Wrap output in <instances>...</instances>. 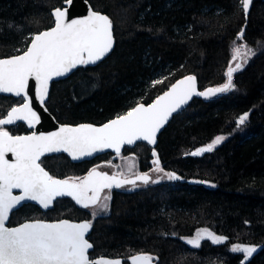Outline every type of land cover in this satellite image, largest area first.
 <instances>
[{
	"label": "trees",
	"instance_id": "trees-1",
	"mask_svg": "<svg viewBox=\"0 0 264 264\" xmlns=\"http://www.w3.org/2000/svg\"><path fill=\"white\" fill-rule=\"evenodd\" d=\"M64 1L0 0V58L23 52L32 34L50 28L51 10ZM86 1L109 17L115 44L99 63L51 84L45 105L62 124H102L148 104L187 75L196 77L199 90L223 85L233 48L242 43L241 29L255 55L233 74L236 90L193 98L155 147L124 148L122 155L133 157L137 170L159 165L180 179L114 190L107 211L95 210L94 219L67 197L46 211L27 203L12 211L7 226L37 219L91 221L90 258L119 257L124 264L139 253L156 258L155 264H264V1L252 0L247 19L239 0ZM156 80L162 82L153 85ZM22 101L0 95V119ZM244 113L248 119L237 128ZM0 128L12 135L29 132L21 123ZM221 135L226 139L212 152L191 155ZM112 156L73 163L58 154L40 161L50 175L64 179L78 178ZM200 228L227 240L189 247L182 239ZM237 244L256 251L245 261V254L230 250Z\"/></svg>",
	"mask_w": 264,
	"mask_h": 264
},
{
	"label": "snow or ice",
	"instance_id": "snow-or-ice-1",
	"mask_svg": "<svg viewBox=\"0 0 264 264\" xmlns=\"http://www.w3.org/2000/svg\"><path fill=\"white\" fill-rule=\"evenodd\" d=\"M66 2L71 3V0ZM239 3L247 19L252 0H239ZM52 15L55 17L54 27L32 34L30 44L23 54L0 59V93L23 96L25 101L19 107H13L6 119H0V125L25 121L31 126L34 120L39 121V116L30 107L26 91L30 78L35 80L36 97L43 104L49 80L66 75L78 65H95L113 48L112 22L108 16L90 10L84 18L66 23L67 9L57 8ZM237 40L242 43L234 46L233 61L241 55L242 48H247L243 43V29L238 33ZM254 55V50L247 48L244 53L247 58L243 64ZM243 64L236 63L233 67L230 63L225 72L226 82L220 87L209 88L203 92L197 91L195 76H186L152 104H138L126 114L101 127L88 124L77 127L62 126L58 132L47 136H13L9 131L0 128V264H121L120 260L90 258L89 250L93 249V244L85 237L92 227L91 221H36L14 228L5 226L9 213L21 205L22 201H34L48 209L57 197H71L77 205L88 209L97 206L100 193L104 189L121 188L125 184L136 187V180H120L115 175L98 172L96 168L82 179H56L41 166V156L45 153L64 152L73 160H79L104 149H112L119 155L122 145H134L136 141L155 144L157 132L193 96L208 98L217 93L236 90L233 74L242 70ZM161 82L162 80H156L153 85ZM248 115L244 113L237 119V128L245 124ZM225 139L222 135L217 136L191 155L212 152ZM9 152L13 154L14 162L5 158V154ZM153 155H156L154 150ZM166 175L169 179H180L173 173ZM77 179L80 180L79 183L75 182ZM137 180L145 185L149 183L147 174L137 175ZM13 189H20L22 194L13 195ZM109 199L110 194H106L104 200ZM100 208L107 211V203L100 205ZM96 215L93 211L92 216ZM201 239L222 244L227 237L201 229L196 238L188 240L187 243L199 248ZM230 250L234 253L243 252L246 256L255 251L253 247L239 244L233 245ZM154 259L156 258L143 253L131 257L132 264H153Z\"/></svg>",
	"mask_w": 264,
	"mask_h": 264
},
{
	"label": "water",
	"instance_id": "water-1",
	"mask_svg": "<svg viewBox=\"0 0 264 264\" xmlns=\"http://www.w3.org/2000/svg\"><path fill=\"white\" fill-rule=\"evenodd\" d=\"M263 1H264V0H263ZM57 8H60V9H62V10L67 9V18H66V21H65L66 23H67V22H70V21L73 20V19H82V18H84L85 16L88 15V13H89L90 10H91V11H94V10L91 8V6L87 3L86 0H71V3H67L66 0H65V1L63 2L62 6H61V7H57ZM57 8H54V9L51 10V16H52V18H53V25H52L50 28L45 29V30H43V31L50 30L52 27H54V24H55V17L52 15V12H53L55 9H57ZM95 12H96V11H95ZM98 13L103 14V13H101V12H98ZM103 15H105V14H103ZM106 16H107V15H106ZM41 32H42V31H41ZM39 33H40V32H39ZM112 33H113V31H112ZM36 34H38V33H36ZM29 44H30V42L28 43V45H29ZM113 47H114V38H113ZM112 49H113V48H112ZM111 51H112V50H111ZM21 54H23V52H21V53H19V54H17V55H21ZM13 56H16V55H13ZM13 56L3 57V58H0V59L11 58V57H13ZM102 60H103V59H102ZM102 60H101V61H102ZM99 62H100V61H98L97 63H99ZM81 66H85V65H78L75 69H73L71 72L67 73L66 75L61 76V77H53L51 80H49V81H48V84H47V95H46L45 98H44L43 104H41L40 100L37 99V97H36L35 80L30 78V79H29V86H28V89H27L26 91H27V94H28V97H29L30 107H32V109H33V110L37 113V115L39 116V118H40L39 121H35V120H34L33 123L31 124V126H29V124H28L27 122H25V121H16V122H14V123L11 124V125H0V126H14V125H16V124H18V123H21V124H23V125L29 130V132H28V133H23V134H15V135H13V136H31V135H33V134H35L36 136H40V135L47 136V135H49L50 133L58 132L62 126L77 127V126L82 125V124H88V125H92V126H94V127H101V126H103L104 124L110 122L111 120L116 119V118H117L118 116H120V115L115 116V117L109 119L108 121H106V122H104V123H102V124H99V125L92 124V123H79V124L72 125V124H64V123L62 124V123L57 122V121L55 120V118L49 113V111H48V109H47L45 103H46V101L48 100V95H49V92H50V89H51V84H52V82L59 81V80H63V79H65V78H67V77L70 76V75H71L76 69H78V68L81 67ZM88 66H89V65H88ZM185 77H186V76L177 79L176 81L173 82V84H176L178 81L183 80ZM173 84H172V85H173ZM172 85H170L166 90H164V91L161 92L159 95H157V96H156L151 102H149L148 104H143V103H139V104H143V105H145V106L152 104V103H153V102H154L159 96H162L165 92L169 91V90L171 89ZM220 86H222V85H219V86H217V87H220ZM217 87H208V88H206V89H204V90H199V89L197 88V85H196V89H197V91H201V92H203V91H205V90H207V89H209V88H217ZM219 94H222V93H217L216 95H219ZM0 95L6 96V97L11 96V97H14V98H22L23 101H22L21 103L15 105V106H13V107H19L22 103L25 102L24 99H23V96H21V97H17V96H15L14 94H11V93H0ZM193 98H205V97H203V96H193V97L188 101V103H187L186 105H184V106L182 107V109L179 110V112H181L182 110H184V109L189 105V103L193 100ZM137 105H138V104H136V105L133 106V107H136ZM13 107H11V108L7 111L6 115H5L4 117H2L1 119H6L8 113L11 111V109H12ZM133 107H132V108H133ZM132 108H131V109H132ZM131 109H130V110H131ZM128 111H129V110H128ZM128 111H127V112H128ZM127 112H125V113H123V114H121V115H124V114H126ZM179 112H178V113H179ZM178 113H173L172 116L169 117L167 123H165V125H164V126H163V127L157 132V134H156V142H155V144H148L147 141H136L134 145H122V146H121V152H120V154L123 152V150H124L125 147L132 148V147L135 146L137 143H145V144L149 145L150 147H155V145H156V143H157V138H158L159 134H160V133L163 131V129L168 125V123L171 121L172 117H173L174 115L178 114ZM9 134H10V133H9ZM10 135H12V134H10ZM193 152H194V151H193ZM105 153H112V154L118 155V154H117L114 150H112V149H104V150L101 151V152L94 153V154H93L92 156H90V157H83V158H81V159H79V160H73V159H72L67 153H64V152H59V153H45L43 156H41V158H42V157H45V156H50V155L64 154V155H66V156L70 159L71 162H73V163H78V162H81V161H84V160H91V159H93L94 157L99 156V155H102V154H105ZM191 153H192V152H191ZM5 158H6L7 160H9V162H14V159H15L14 156H13V154H12L11 152L6 153V154H5ZM41 158H40V159H41ZM155 161H156V160H155ZM38 162H40V161H38ZM46 171H47V170H46ZM54 178H55V177H54ZM56 179H60V178H56ZM64 179H68V178H64ZM61 180H63V179H61ZM120 180H124V179L121 178ZM125 180H135V179H131V178H129V179H125ZM75 182L79 183L80 180L77 179ZM190 182L193 183L194 181H190ZM199 183H200V181H199ZM12 193H13V195H21V194H22L20 189H13V190H12ZM60 198H63V197H57V198L52 202V204L50 205V207H49L48 209H51V208L53 207V203H54L57 199H60ZM67 198H69V199H70V200H71V201H72L77 207L82 208V207H80L79 205H77V204L75 203V201L72 200L71 197H67ZM98 202H99V201H98ZM27 203H31V204L36 205V206H37L40 210H42V211H46V210H48V209L43 208L42 206H40L38 203H36V202H34V201H27V202L22 201V202H21V205H18V206H17L15 209H13L12 211L18 209L19 207H21L22 205L27 204ZM12 211H11V212H12ZM11 212L9 213V217H10ZM9 217H8V220H9ZM8 220L6 221L5 226H6V227H12V228H14V227H19L21 224H24V223H31V222H36V221H43V220H26V221L21 222L20 224L15 225V226H7ZM61 220H68L70 223H82V222L87 221V220L73 221V220H70V219H60V220H54V221H43V222H46V223H56V222H59V221H61ZM90 231H91V229H90ZM90 231L87 233V235H86V237H85L86 239H87V236L89 235ZM90 243H91V242H90ZM91 250H92V249H90L89 252H90ZM253 252H254V251H253ZM253 252H252V253H253ZM139 254H141V253H139ZM143 254H144V253H143ZM136 255H137V254H136ZM131 257H132V256H131ZM131 257L128 258V263H129V264H132ZM94 258H108V259H110V260H120V261H121V264H123V260H122V258H119V257H115V258H114V257L99 256V257H94ZM153 264H155L154 261H153Z\"/></svg>",
	"mask_w": 264,
	"mask_h": 264
},
{
	"label": "rangeland",
	"instance_id": "rangeland-1",
	"mask_svg": "<svg viewBox=\"0 0 264 264\" xmlns=\"http://www.w3.org/2000/svg\"><path fill=\"white\" fill-rule=\"evenodd\" d=\"M253 50V49H252ZM247 51V48H242L241 49V55L237 57V59L235 61L231 60V64L235 66L236 63H241L243 64L244 60L247 58L246 56H244V53ZM233 54V53H232ZM233 56V55H232ZM252 58V57H251ZM250 58V59H251ZM248 59V61L250 60ZM245 64H243L244 66ZM243 68V67H242ZM107 162L110 161L109 163H105L102 166H99V171L102 172L104 170H107L109 173L111 172H118L120 173L121 176H126V179H129L131 176H137L138 171L135 165V161L133 157L130 156H124L122 154L120 155H113L111 157L110 160H106ZM99 164V163H98ZM94 168V166H93ZM159 169V171L157 170ZM90 171V170H89ZM140 172V171H139ZM88 173V172H87ZM87 173L81 175L78 178H82L84 175H86ZM141 173V172H140ZM167 171L163 170L159 165H155L152 169H149L147 171H145L144 173L142 172V174H147V176L149 177V183L147 185L143 184L142 181H138L136 182V187L133 188V186L131 184L129 185H125L123 187H121L118 190L121 191H132L135 189H139L145 186H151V185H155L157 183L163 182V181H167L169 180L168 176L166 175ZM176 176V175H175ZM158 181L157 183H153L152 181ZM132 189V190H129ZM104 193V192H103ZM107 194V193H106ZM101 198H103V196H101ZM102 199H100V201L98 202V204L101 202ZM94 206V207H90L89 210L95 211L97 209H100V205ZM102 204V203H101ZM103 205V204H102ZM91 218H95V217H91ZM201 229H205V228H200L198 229L195 234L193 236L190 237H184L182 240L189 246V247H193L191 244L187 243L188 240L194 239L197 236V233L199 230ZM205 240V239H201L200 243ZM243 253V252H242ZM245 254V253H243Z\"/></svg>",
	"mask_w": 264,
	"mask_h": 264
},
{
	"label": "flooded vegetation",
	"instance_id": "flooded-vegetation-1",
	"mask_svg": "<svg viewBox=\"0 0 264 264\" xmlns=\"http://www.w3.org/2000/svg\"><path fill=\"white\" fill-rule=\"evenodd\" d=\"M233 67H234V65H232ZM163 92V91H162ZM122 154V153H121ZM120 155V154H119ZM110 161H103V162H100L99 164H96L95 166H94V168H96V170L98 171V172H100L99 171V166H102L103 164H105V163H109ZM90 172V171H89ZM88 172V173H89ZM103 173H107L109 176H112V175H115L116 176V178L117 179H121V178H123L124 180H125V177L126 176H121L120 175V173H118V172H111V173H109L107 170H104V171H102ZM141 172V171H140ZM139 171H138V174H142V172L140 173ZM145 172V171H144ZM143 172V173H144ZM88 173L86 174V175H84L82 178H84V177H86L87 175H88ZM81 178V179H82ZM131 179H135L136 180V182H138V181H140V180H137V176H131L130 177ZM125 185H129V184H125ZM124 185V186H125ZM118 189H120V188H115V187H113L111 190H109V189H104L101 193H100V196H103V198H100V199H102L101 200V202L98 204V205H102V204H105V203H107V205H109V202H110V199H111V196H112V193H113V191L114 190H118ZM104 192V193H103ZM106 193L107 194H110V199L109 200H107V201H105L104 200V196L106 195ZM89 195H91V193H89ZM100 201V200H99ZM102 203V204H101ZM101 209V208H100ZM84 210H87V211H90L89 210V208L88 209H84ZM101 210H103V209H101ZM104 211V210H103ZM90 212H92V211H90ZM45 221H49V220H45ZM124 264V263H123Z\"/></svg>",
	"mask_w": 264,
	"mask_h": 264
},
{
	"label": "bare ground",
	"instance_id": "bare-ground-1",
	"mask_svg": "<svg viewBox=\"0 0 264 264\" xmlns=\"http://www.w3.org/2000/svg\"><path fill=\"white\" fill-rule=\"evenodd\" d=\"M88 3V2H87ZM89 4V3H88ZM96 12H98V11H96ZM113 31V30H112ZM113 38H114V35H113ZM114 44H115V39H114ZM114 48V47H113ZM113 50V49H112ZM111 53V51L108 53V55ZM107 55V56H108ZM106 57V56H105ZM104 57V58H105ZM103 58V59H104ZM187 76H191V75H187ZM53 83V82H52ZM12 213V212H11ZM246 246H248V247H253L254 249H255V251H256V248L254 247V246H249V245H246ZM251 256V255H250ZM250 256H246V254H245V257H244V260L246 261V260H248L249 258H250Z\"/></svg>",
	"mask_w": 264,
	"mask_h": 264
}]
</instances>
